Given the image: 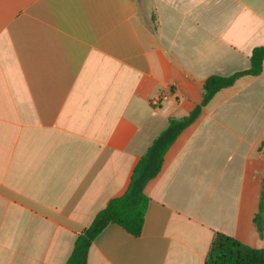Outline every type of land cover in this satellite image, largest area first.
I'll use <instances>...</instances> for the list:
<instances>
[{
  "label": "crops",
  "instance_id": "crops-1",
  "mask_svg": "<svg viewBox=\"0 0 264 264\" xmlns=\"http://www.w3.org/2000/svg\"><path fill=\"white\" fill-rule=\"evenodd\" d=\"M261 46L264 0H0V264H68L170 119ZM262 182L264 70L202 108L141 235L108 225L88 264H206L217 234L263 249Z\"/></svg>",
  "mask_w": 264,
  "mask_h": 264
},
{
  "label": "trees",
  "instance_id": "trees-1",
  "mask_svg": "<svg viewBox=\"0 0 264 264\" xmlns=\"http://www.w3.org/2000/svg\"><path fill=\"white\" fill-rule=\"evenodd\" d=\"M263 70L264 46H261L253 51L249 70L227 77L216 75L208 78L204 84L202 103L187 117L170 119L167 129L139 160L125 194L110 201L108 206L96 216L91 226L78 237L68 264H88L93 242L110 224L122 227L133 236H140L150 201L145 192L146 186L161 173L165 156L171 146L180 134L198 119L202 108L208 105L218 92L232 87L243 76H259ZM262 196H264V182H262ZM255 222L264 232V225H260V216ZM206 264H264V248L253 249L234 238L217 234Z\"/></svg>",
  "mask_w": 264,
  "mask_h": 264
},
{
  "label": "rangeland",
  "instance_id": "rangeland-1",
  "mask_svg": "<svg viewBox=\"0 0 264 264\" xmlns=\"http://www.w3.org/2000/svg\"><path fill=\"white\" fill-rule=\"evenodd\" d=\"M260 220H262V222H264V196H263V199H262V206H261V209H260ZM264 225V223H263Z\"/></svg>",
  "mask_w": 264,
  "mask_h": 264
},
{
  "label": "built area",
  "instance_id": "built-area-1",
  "mask_svg": "<svg viewBox=\"0 0 264 264\" xmlns=\"http://www.w3.org/2000/svg\"><path fill=\"white\" fill-rule=\"evenodd\" d=\"M155 105H158V102H156Z\"/></svg>",
  "mask_w": 264,
  "mask_h": 264
}]
</instances>
